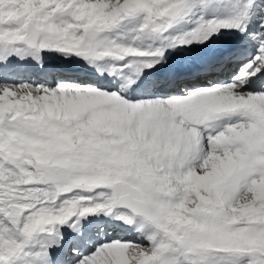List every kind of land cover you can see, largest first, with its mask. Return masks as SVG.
Returning a JSON list of instances; mask_svg holds the SVG:
<instances>
[{
    "label": "snow or ice",
    "instance_id": "obj_1",
    "mask_svg": "<svg viewBox=\"0 0 264 264\" xmlns=\"http://www.w3.org/2000/svg\"><path fill=\"white\" fill-rule=\"evenodd\" d=\"M0 264H264V0H0Z\"/></svg>",
    "mask_w": 264,
    "mask_h": 264
}]
</instances>
